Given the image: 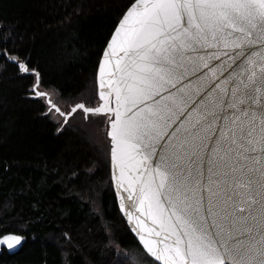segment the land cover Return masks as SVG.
Listing matches in <instances>:
<instances>
[{
	"label": "snow or ice",
	"instance_id": "1",
	"mask_svg": "<svg viewBox=\"0 0 264 264\" xmlns=\"http://www.w3.org/2000/svg\"><path fill=\"white\" fill-rule=\"evenodd\" d=\"M253 48L259 51L248 52ZM108 49L100 68L103 104H81L71 114L79 109L114 116L109 135L121 207L126 194L140 231L142 217L151 222L147 234L153 239L140 236L147 251L163 264H264V207H255L264 200L247 198L256 185L264 194V180L255 175L252 142L244 146L257 120L253 109L261 110L264 127V104L256 102L264 87V0H135ZM17 66L29 71L24 63ZM193 77L198 90L188 95ZM39 87L37 81L32 90L42 97ZM198 110L205 118L192 123ZM218 119L223 126L214 139L208 133ZM221 148L228 170L223 175L237 184L225 181L222 206L221 193L212 191L219 178L213 157ZM209 149L205 209L200 152ZM21 239L7 235L0 244L13 248Z\"/></svg>",
	"mask_w": 264,
	"mask_h": 264
},
{
	"label": "trees",
	"instance_id": "2",
	"mask_svg": "<svg viewBox=\"0 0 264 264\" xmlns=\"http://www.w3.org/2000/svg\"><path fill=\"white\" fill-rule=\"evenodd\" d=\"M132 1L0 0V235L24 239L0 264H160L117 207L107 113L57 123L32 90L37 72L53 101L94 105L101 51Z\"/></svg>",
	"mask_w": 264,
	"mask_h": 264
},
{
	"label": "water",
	"instance_id": "3",
	"mask_svg": "<svg viewBox=\"0 0 264 264\" xmlns=\"http://www.w3.org/2000/svg\"><path fill=\"white\" fill-rule=\"evenodd\" d=\"M135 3V0H133L127 7L126 9L123 11V13L121 14V16L119 17L118 21L116 22L113 30L111 31V34L109 36V38L107 39L100 57H99V61H98V65H97V69H96V83H97V95H98V100H100L99 104H95L92 106H87L82 102H76L75 104L71 105L69 107V109L67 111H63L50 97L49 93L45 90L42 89H38L41 93H44L45 95L43 96L46 103L48 104V109L50 110L51 108L54 109L52 107V105H55V108H59V114H61L64 119H67V117L69 116V114L72 113V109L76 108L78 105L83 104L85 106V108L88 109H95L97 107H100L103 104V101L100 99V68L104 63V59H105V53L107 51H109L108 49V45L111 43L112 41V37L115 35L116 30L119 28L121 22L123 21L124 16L127 14V12L129 11L130 7ZM252 51H259V49L257 48H253V49H249L248 52H252ZM8 60L14 61V62H19L16 61L15 57H11V56H7ZM259 59V58H258ZM21 63V62H20ZM218 62H213L212 66H215ZM33 70H29L28 72H31ZM108 70H106L107 73ZM206 71V70H205ZM36 78L35 81L32 85V88L34 86V84H36L37 81H39V74L36 72L35 73ZM200 77L204 76V73H198L197 74ZM108 79L107 74L105 75V80ZM192 80L194 81V87L190 90H188L187 94L191 95L192 93H194L195 91H197L198 89L195 87V82H196V77H193ZM187 83V82H186ZM200 86H204L205 84H207V78L204 77V79L199 81ZM211 90V89H209ZM35 94V92H34ZM256 102L258 104H264V87H262L260 89V92H258L256 94ZM112 106H114V94H113V99H112ZM55 110V109H54ZM191 110V109H189ZM252 111H254L257 115V120L255 123V127L254 129H252V136L247 137L245 140V144L244 146H247V143L249 141H251V146L254 147L256 149V153H255V160L258 162L255 167L257 169L255 175L257 177H259L261 180H264V174H262L259 170L261 168H264V137H262V133H264V127H262V122H261V116H262V112L260 109H253ZM57 112V111H56ZM229 115H231V113H228ZM222 115V114H221ZM205 118V113L203 111H196L193 113L192 117H191V121L192 123H195L196 121L202 120ZM112 119H114V116H112L111 114H109V120H108V130H107V134L109 137V168H110V179H111V183H112V187H113V192L115 195V200L117 203V207L119 209V212L121 214V216L123 217L128 229L130 230V232L133 234V236L136 238L137 242L139 243V245L141 246V248L155 261H157L160 264H163V261L157 259L155 256H153L151 253H149L144 245V242L140 239V236L143 234L145 236V239H153V237L149 236L147 234V229L149 227H153L151 225V222L149 220H147L146 218L142 217L141 219L144 220V231L141 232L140 229L137 227V223H136V215H138L137 213H135V209L132 208L130 202L127 200L126 198V194L125 195V201H124V207H121V200H120V196H121V192L117 190V185H116V178H117V174H118V169L116 166V163L112 160L111 158V150L113 148V144L111 141V137L109 135V133L111 132V121ZM182 120L187 121L188 117H182ZM179 126V122L177 125H175L174 127H178ZM190 126V125H189ZM223 126V120L222 119H218L215 122V126L213 131L209 132L208 135L210 137H213L214 139H218L219 138V129L220 127ZM233 127V126H230ZM226 136L228 137L229 140H231L232 136L231 133L226 129L225 130ZM214 139L208 141V143L211 145L214 143ZM241 142L240 140H237V145H240ZM159 151V149H158ZM211 156V152L210 149L205 151V150H201L200 152V159H201V172H202V192L201 195L203 197V205L204 208H207V199H208V195H209V189H208V164L206 163L207 159ZM156 158H154L155 160ZM213 159L216 161V171L213 173V176L216 177L219 174V178L218 179H214L213 180V185L214 187L212 188V191L221 193V195L218 197V201L221 204V206L223 205V196H222V192L224 190V185H225V181H227L228 185L232 188H236L237 184L233 183V177L231 175L229 176H225L223 175V173L227 172L228 170L225 169L223 161L225 159V152L223 150V148H221L220 150H218V152L216 153L215 157H213ZM153 166H155V164H153ZM236 175H240L238 172L236 173ZM257 189L256 194H254V196L251 197H247L248 199H254L256 201H261L264 200V194H262L259 185L255 186ZM239 190V189H237ZM255 207L257 209L264 207V204H256ZM133 212V215L130 217L128 216L126 213L127 212ZM255 214V213H254ZM205 215H207V213L205 212ZM7 235H17L20 236L21 239V243L19 245H16L13 248H8L6 244H0V250L3 248L5 249L8 253L12 254V253H16L20 250V248L22 247L23 243H24V239H23V235L19 232H15V231H9V232H5L3 234L0 235V239H2L4 236ZM159 246V245H157ZM225 264H230L229 261H225Z\"/></svg>",
	"mask_w": 264,
	"mask_h": 264
},
{
	"label": "rangeland",
	"instance_id": "4",
	"mask_svg": "<svg viewBox=\"0 0 264 264\" xmlns=\"http://www.w3.org/2000/svg\"><path fill=\"white\" fill-rule=\"evenodd\" d=\"M41 88H44V87L40 86L39 89H41ZM48 91L50 93L51 99H53L57 96V94L55 92H53L52 90H48ZM81 101L84 102L85 100H81ZM54 102H56L63 111H67L69 109V106L73 104V103H64V102H61L60 100H56ZM99 103H100V100L97 99L95 104L97 105ZM48 112H49V115L51 116V118L54 121H56L57 123H60L63 120V117L58 112H55L53 109H50ZM117 249H118V247H117Z\"/></svg>",
	"mask_w": 264,
	"mask_h": 264
},
{
	"label": "flooded vegetation",
	"instance_id": "5",
	"mask_svg": "<svg viewBox=\"0 0 264 264\" xmlns=\"http://www.w3.org/2000/svg\"><path fill=\"white\" fill-rule=\"evenodd\" d=\"M94 105H95V102H94ZM108 117H109V116H108V114H107V116H105V118H104V119H105V122H107V121H106V118L108 119Z\"/></svg>",
	"mask_w": 264,
	"mask_h": 264
}]
</instances>
